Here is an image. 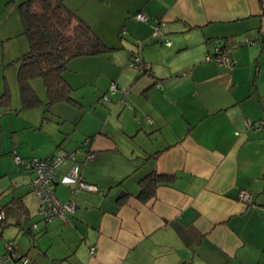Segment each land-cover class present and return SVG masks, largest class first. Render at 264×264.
Returning <instances> with one entry per match:
<instances>
[{
	"label": "crops",
	"instance_id": "0c3cea01",
	"mask_svg": "<svg viewBox=\"0 0 264 264\" xmlns=\"http://www.w3.org/2000/svg\"><path fill=\"white\" fill-rule=\"evenodd\" d=\"M20 1L0 0V24L11 26L0 32L4 61L23 34L20 15L9 16ZM87 1L64 0L109 49L67 62L71 102L46 103L45 84L31 81L42 103L20 114L24 133L10 149L63 156L53 191L76 208L66 220L39 215L24 232L33 171L11 164L14 185L4 181L0 206L15 208L0 252L12 240L26 264H264V126L254 125L264 120V0H91L94 16ZM137 12L149 19L134 20ZM154 18L169 45L150 38ZM213 42L231 47L232 69L205 60ZM133 54L149 72L129 66ZM9 104L1 114L25 108ZM73 162L95 191L65 178ZM150 174L160 181L147 197L141 180Z\"/></svg>",
	"mask_w": 264,
	"mask_h": 264
},
{
	"label": "trees",
	"instance_id": "16d2710c",
	"mask_svg": "<svg viewBox=\"0 0 264 264\" xmlns=\"http://www.w3.org/2000/svg\"><path fill=\"white\" fill-rule=\"evenodd\" d=\"M18 12L23 34L27 38L26 51L16 59L17 83L23 107H34L42 103L31 85L32 79L38 77L42 78L46 87L48 95L46 103L71 102L72 89L62 76L67 62L77 56L104 52L109 47L75 10L65 4L64 0H21L18 4ZM147 71L148 68L143 63L140 72ZM10 99L11 91L6 87L0 93V105L8 108ZM15 154L17 153L14 150L13 159ZM50 158L52 157L48 159ZM158 178L159 176L150 174L141 180L147 197L153 194L157 182L160 181ZM10 208L14 209L15 206H0V212H3L0 228L7 222ZM17 224L20 225L19 221ZM20 228L24 232L33 229L32 226L24 227V225Z\"/></svg>",
	"mask_w": 264,
	"mask_h": 264
},
{
	"label": "built area",
	"instance_id": "2783aa9c",
	"mask_svg": "<svg viewBox=\"0 0 264 264\" xmlns=\"http://www.w3.org/2000/svg\"><path fill=\"white\" fill-rule=\"evenodd\" d=\"M132 18L139 21H147L149 18L146 14L142 12H137L132 15ZM154 25L151 31V36L159 38L165 45L171 43L170 39L167 38L163 31L162 26L164 21L160 18L153 19ZM246 43H250L249 40L245 39ZM138 46H140L141 41L136 40ZM206 61H213L218 65H223L228 69H232L235 64V59L232 56V49L226 44L211 43L208 45V50L205 54ZM129 66L134 67L138 72L142 70L143 63L138 55H134L128 62ZM157 87L160 85L157 83ZM116 89V84L112 82L109 86V93H113ZM109 98L108 94L103 95V99L107 100ZM250 124H248L249 126ZM255 127L262 128L264 126V120L254 123ZM93 154L89 153L88 157L92 158ZM73 159L72 155H69ZM64 159L63 156H56L50 159L48 158H37L31 157L28 159H22L18 154L14 155V161L18 164L28 167L33 171V178L31 185L35 191L38 198V214L48 221L54 217H60L63 220L67 219L68 214H72L76 208L73 201H61L59 200L54 191L53 184L56 181L57 166ZM65 178L73 181L75 184V189L95 191L97 187L94 184L87 183L79 173V166L75 162L71 163ZM238 198L243 201L250 200V194L241 190L238 193ZM3 217V212H0V219ZM34 228V226H32ZM17 246L12 242L8 241L5 244V253L0 256V261L5 259L10 260L11 264H26L28 258L25 255H18L16 251ZM92 252V249H91ZM16 257V259H14Z\"/></svg>",
	"mask_w": 264,
	"mask_h": 264
},
{
	"label": "rangeland",
	"instance_id": "374dc122",
	"mask_svg": "<svg viewBox=\"0 0 264 264\" xmlns=\"http://www.w3.org/2000/svg\"><path fill=\"white\" fill-rule=\"evenodd\" d=\"M80 3H83V2L80 1ZM88 3L91 5L90 10H92V12H89V13H92V15L94 16V14L96 12L94 5L97 6V4L92 2L91 0L86 2V4H88ZM86 4H82L81 8H84ZM17 10H18V8H17ZM17 10L13 11V13L9 16H12L13 19L15 17H18L19 12ZM19 18H20V16H19ZM11 20H12V18H10L9 21L11 22ZM4 23L5 22H3L2 24H4ZM2 24H0V32L2 35H5V33H7L8 31L11 30V26L5 27ZM150 38L155 39V37L151 36V34H150ZM136 40H134V43L137 46L136 50L140 51V48L142 47V45L140 44V46H138L136 43ZM142 44H143V42H142ZM5 46H6V43L1 45V42H0V93L3 91L5 85H9L11 88V107L12 108H17V107L20 108L21 100H20L17 77H16V69L18 66V62H17L16 58L21 53H23L25 51V49H27V38L24 34H19L16 37H14L13 39H11L10 47H9V49L11 50V53L7 56L8 58L5 59V61H4V58L1 57V52L5 51V53H6L7 47H5ZM4 75H5V78H4ZM33 80L37 84H42L41 82H43L42 78H40V77L32 79V81ZM28 110H29L28 108H24V109H20V112L18 110L14 114H13V111L11 112V114H1L2 110L0 108V190L5 188L3 186L4 181H6V184H8V185L9 184L11 186L14 185L12 183L14 181V178L9 176L11 174V172L8 173V171L12 167L11 164L17 165L18 163H16L13 159V151L15 149L12 150L11 153H10V149L15 144V143H13V140L15 139V137H17L16 133L19 135L24 133L23 129L20 128V126L22 125V122L20 120V114L21 113L25 114V112H31ZM14 127H15V129H14ZM7 153H8V155H7ZM7 156H9V157H7ZM22 159H24V158H22ZM19 165H21V164H19ZM31 192L35 196L36 205H35V210L34 209L31 210V214H33V217L30 218L31 223L29 225L34 226V228H35L36 227L35 220H36V218H40V216L38 214L39 202H38V198H37L35 191L32 189ZM39 220L44 221V219H41V218ZM18 233H19V236H21V233L20 232H18ZM5 236H6V233H5ZM17 238L18 237L15 238L16 241H17ZM0 241H1V239H0ZM12 242L15 245L17 244V242H15V241H12ZM5 244L3 246L2 252H0V256L5 252Z\"/></svg>",
	"mask_w": 264,
	"mask_h": 264
}]
</instances>
